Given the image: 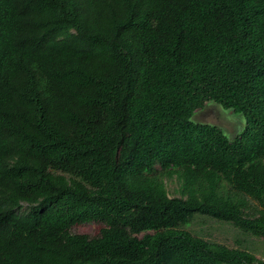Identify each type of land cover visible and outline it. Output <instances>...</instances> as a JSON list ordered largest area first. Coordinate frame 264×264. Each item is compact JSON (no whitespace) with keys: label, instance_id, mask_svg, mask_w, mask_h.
I'll return each mask as SVG.
<instances>
[{"label":"trees","instance_id":"trees-1","mask_svg":"<svg viewBox=\"0 0 264 264\" xmlns=\"http://www.w3.org/2000/svg\"><path fill=\"white\" fill-rule=\"evenodd\" d=\"M195 215L264 238V0H0V264H264Z\"/></svg>","mask_w":264,"mask_h":264},{"label":"rangeland","instance_id":"rangeland-1","mask_svg":"<svg viewBox=\"0 0 264 264\" xmlns=\"http://www.w3.org/2000/svg\"><path fill=\"white\" fill-rule=\"evenodd\" d=\"M192 121L200 124H209L220 127L228 139L233 140L246 128L247 123L243 115L231 110H224L219 105L209 102L203 109L192 116ZM167 188L171 196H179L175 180H167ZM252 204H254L252 202ZM105 227L103 223L91 222L77 224L71 227L73 234H82L95 237ZM202 239L225 245L229 248H239L253 253L256 258L264 261V238L244 234L231 224L211 219L202 215H195L191 220L178 227Z\"/></svg>","mask_w":264,"mask_h":264}]
</instances>
